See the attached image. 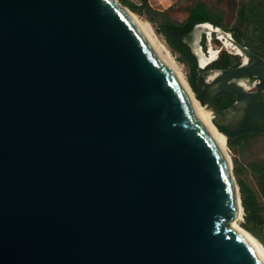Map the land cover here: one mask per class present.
Listing matches in <instances>:
<instances>
[{"label":"water","instance_id":"1","mask_svg":"<svg viewBox=\"0 0 264 264\" xmlns=\"http://www.w3.org/2000/svg\"><path fill=\"white\" fill-rule=\"evenodd\" d=\"M237 45L250 62L203 91L226 140L264 131V59ZM238 205L212 128L117 0H0V264H264Z\"/></svg>","mask_w":264,"mask_h":264},{"label":"rangeland","instance_id":"2","mask_svg":"<svg viewBox=\"0 0 264 264\" xmlns=\"http://www.w3.org/2000/svg\"><path fill=\"white\" fill-rule=\"evenodd\" d=\"M135 4H140L141 0H130ZM197 0H178L175 4H173V9H177L180 13L177 15L178 18H172V20L176 22H180L182 19L183 12L187 11V7ZM207 3L210 7L219 8L223 12V24L227 27L226 33L235 40V36L240 38V42H237L241 46H245L249 49L247 45H250L257 50L264 53V0H202ZM119 2V1H118ZM120 3V2H119ZM121 4V3H120ZM123 5V4H121ZM245 7L246 19H239L238 10L241 6ZM128 8L132 13L137 15L140 19L146 22L153 34L155 35L157 41L164 45V47L169 52V55L173 62L176 65L177 70L183 76V78L187 81L190 88L191 87V76L192 70L191 66L186 62L183 57L174 50L169 43L166 41L165 37L158 30V23L156 21L150 20L145 14L138 13L136 11L131 10L128 6L123 5ZM203 34V33H202ZM200 37L199 46L203 53L209 55L210 50H218L216 58L211 61L206 67H201L198 61V57H196L197 62V70L195 72L194 84L198 89V92L193 91L195 98L197 99V94L204 97L206 96L204 91L205 82H209L214 74L221 69H212L209 68V65L219 60L221 54L226 53L229 56L236 57L238 59V65L243 61L242 57L226 48L223 45V41L217 37L215 33L211 36H207L205 33ZM190 40V41H189ZM192 37H188L185 41L192 46ZM250 62L247 61L246 64ZM237 65V66H238ZM255 89V88H251ZM250 89V90H251ZM205 99V98H204ZM198 100V99H197ZM201 105L202 102L198 100ZM218 110V109H217ZM225 151L227 152L230 160H231V175L235 180V176L233 173V162L234 160L237 163V168L239 172L240 178L243 182L250 187L256 194L258 200L262 203L264 208V172H260L258 170L259 165L261 166L264 160V133L254 136L250 142L244 147L241 145H237L235 147H229L227 145V140L225 138ZM258 166V167H257ZM236 183V180H235ZM237 186V183H236ZM238 187V186H237ZM237 224L243 227V211H241V216L237 221ZM260 236L257 238L264 247V211H263V222L260 225ZM250 233V232H249Z\"/></svg>","mask_w":264,"mask_h":264},{"label":"trees","instance_id":"3","mask_svg":"<svg viewBox=\"0 0 264 264\" xmlns=\"http://www.w3.org/2000/svg\"><path fill=\"white\" fill-rule=\"evenodd\" d=\"M121 4L128 6L131 10L138 13L145 14L150 20L158 23L159 32L165 37L169 45L176 50L183 59L191 66V87L193 91L198 92L197 87L194 84L193 77L197 70L196 57L191 51L190 45L185 41V36L189 34L193 27L197 24L209 23L214 27H218L223 31H227V27L223 24V12L219 8L210 7L205 1L197 0L195 3L187 7V17L182 22H176L172 20L166 11H160L152 8L147 0H141V3L135 4L130 0H118ZM239 19L245 20L246 13L245 7L242 5L238 10ZM237 42H240L238 36L234 37ZM249 49L255 54L261 56L264 59V53L256 48L247 45ZM238 65V59L236 57L229 56L226 53L221 54L219 60L212 62L209 68L212 69H229ZM197 99L204 103L206 96L202 97L197 94ZM205 98V99H204ZM234 101L233 96L227 94H221L215 98L213 105L216 109L221 110L229 107ZM264 131H248L241 134L231 136L227 139V145L229 147H235L237 145L246 146L250 140ZM258 167V166H257ZM258 170L264 172V160L259 165ZM237 163L233 162V173L238 186L240 204L243 211V227L245 230L256 236H260V225L263 222V205L258 200L255 192L248 187L239 176Z\"/></svg>","mask_w":264,"mask_h":264},{"label":"bare ground","instance_id":"4","mask_svg":"<svg viewBox=\"0 0 264 264\" xmlns=\"http://www.w3.org/2000/svg\"><path fill=\"white\" fill-rule=\"evenodd\" d=\"M117 3L119 5H121L118 2V0H117ZM121 6H123V5H121ZM123 7H124V10L127 13V15L130 17L131 21L136 26V28L147 39V41L151 45L152 49L154 50L155 54L158 56V58L161 60V62L169 69V71L172 73L173 77L176 80L177 86H178L184 100L186 101L193 117L202 125L207 126L209 128H212L213 137L215 138V141L217 142V144L221 150V153H222L223 157L225 158V161H226L227 166H228V171L231 175V160H230L227 152L225 151V135L222 133V131L219 129V127L215 124L214 119H212V117L207 114L204 106L201 105V103L195 98L194 93H193L192 89L190 88L189 84L183 78V76L180 74V72L177 70L176 65L173 62V60L171 59L167 49L164 47V45H162L161 43H159L157 41V39H156L155 35L153 34L150 26L146 22H144L142 19H140L137 15L132 13L128 8H126L125 6H123ZM202 33L203 34L205 33L208 37L211 36L213 33H215L217 35V37L223 41V45L226 48L230 49L231 51H233L234 53H236L237 55L242 57V59H243L242 62L244 64L246 63V58H245V54H244L243 49H241L240 46L237 45V43L232 39V37L229 35V33H226L223 30H221L220 28L214 27L209 23H203V24L197 25L195 27V29L193 30L192 35H191V37L193 39L192 40L193 41V43H192L193 51L196 53V55L198 57L199 64L201 67H206L211 61H213L216 58L217 53H218V50H210L209 55L203 53V51L200 49V46H199V40H200ZM238 84L247 90H250L251 88H253L252 83L246 82L244 80H239ZM254 84H256V82H254ZM251 90H253V89H251ZM216 112L217 111L215 109H213V113L216 114ZM231 178L233 180V183L235 185V190L237 191V195H238L237 186H236V183L234 182L232 175H231ZM237 210H238V213H237L236 217L231 220V224L233 226H236L237 229L246 232L258 244L259 249H260L262 255L264 256V247L261 244V242L257 238H255L251 233H249L247 230L243 229L242 227H240L237 224V221L239 220V218L241 216V211H242V208L240 207V205L237 206Z\"/></svg>","mask_w":264,"mask_h":264},{"label":"crops","instance_id":"5","mask_svg":"<svg viewBox=\"0 0 264 264\" xmlns=\"http://www.w3.org/2000/svg\"><path fill=\"white\" fill-rule=\"evenodd\" d=\"M149 5L160 11H166L169 17L172 18H178V14L180 13L179 10L173 9V4H175L178 0H147ZM187 17V11L183 12L182 19H180V22H182Z\"/></svg>","mask_w":264,"mask_h":264}]
</instances>
